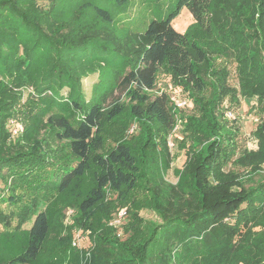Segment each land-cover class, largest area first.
<instances>
[{
    "label": "trees",
    "instance_id": "obj_1",
    "mask_svg": "<svg viewBox=\"0 0 264 264\" xmlns=\"http://www.w3.org/2000/svg\"><path fill=\"white\" fill-rule=\"evenodd\" d=\"M47 3L0 0V199L10 207L0 211V264H264V0H177L123 48L72 21L89 9L111 24L103 6L83 1L66 15L62 0ZM182 9L193 23L178 32ZM231 58L239 92L227 84ZM98 66L114 70L128 102L86 99L82 79ZM158 74L191 113L167 91L151 97ZM239 97L256 100L254 149H241L238 128L222 119L223 101ZM12 117L22 134L8 130ZM177 124L186 160L173 184L161 170ZM137 191L159 223L136 214ZM117 204L130 208L121 233L107 224ZM64 205L88 247L72 246Z\"/></svg>",
    "mask_w": 264,
    "mask_h": 264
},
{
    "label": "rangeland",
    "instance_id": "obj_2",
    "mask_svg": "<svg viewBox=\"0 0 264 264\" xmlns=\"http://www.w3.org/2000/svg\"><path fill=\"white\" fill-rule=\"evenodd\" d=\"M83 1L91 3V5L103 6L107 11L113 14V21L111 22V24L106 25L102 23L98 18H95L93 12H91V10L89 9L82 10L80 12L77 11L75 14V18H72V21H79L89 28L97 29L101 35H106L111 41H113V44L118 45L120 48L129 45L133 40L135 42L136 37L144 33L148 23L151 20L164 18L175 8L177 2V0H122L121 2H118V0H62L61 9L63 10V12H65L66 15H72L75 7L79 5L78 3ZM37 2L42 8H46L48 6L47 0H37ZM192 23V16L187 12L186 9H182L179 12L178 16L173 20L172 26L178 32H184L185 29ZM103 42H105V39H102L100 41V43ZM227 64V69L229 72L227 84L229 85V87L234 88L239 92L236 62L233 60V58H231ZM95 71V73L83 77L82 79V85L86 99H89L92 93L94 94V96H96V93H101V97L102 95H104L105 97V100L103 102L105 106L110 105L115 99L121 102H128V97L125 94L126 92L124 91V89H115L116 83L114 79V70H109L108 67L98 66ZM104 81H106L107 84H103ZM172 84L173 83L168 76L164 74H158L156 78L155 88L150 92L151 97L159 94V92L164 90H167L171 97L186 96L184 92H179V88L173 86ZM171 88H173V91H171ZM112 89L113 92L111 93ZM65 91L66 90L63 89L62 94H64ZM29 92L32 91L30 89L23 90L21 104L25 102L26 95ZM226 107L228 108V110L232 111L235 118L234 120H228L224 117L223 114L222 119L224 121H229V125L232 128H238L240 148L254 149L255 144L252 140L251 133L258 122L257 114L255 111L256 100L254 98L241 99L239 97V102L237 104H231L226 98L222 103V108L224 109ZM190 108L191 104L189 102V106L184 108L181 113H191L192 110H190ZM11 120H15L21 123V126L24 129V125L22 124V122L15 117L9 118L7 120V126ZM7 128L10 131V128ZM22 132L20 134H22ZM11 139L15 140V137H12ZM172 139L174 146H168L170 148L169 154L171 155L170 165L161 170V175L163 176L165 181L174 184L177 182L180 171L184 167L186 156L184 151L180 150L177 147V143L182 139V133L179 129L177 131H174V133L172 134ZM261 175H264V167ZM10 182L12 181L8 180V184ZM0 190H4L2 196L4 195L6 197L8 195V188L6 189L4 183L2 182H0ZM133 196L134 197L131 198L130 201L132 200L134 202L140 199L138 205H136L137 213H135L146 221L159 223V216L155 212H153L151 208H148V204L146 205V201L144 200V198H142L139 191L135 192ZM113 199L114 197H112V195L107 192L106 200ZM130 203L132 204V202ZM39 206L43 208L45 206V203L43 201H39ZM9 208L10 207L7 205V203L5 201H1L0 199V211L8 213ZM129 209L130 208L128 204L122 206L121 208L118 207V204L115 205V207L113 208V213L111 214L112 216L110 215L111 217L107 220V224L110 227L112 226L114 229H116L118 233H121V227L129 219ZM61 212V223L66 228L65 232L71 230L72 240L74 234L78 231L85 234L86 238H88V231L82 232L75 227L74 216H76V210L74 207H72L71 205H64ZM121 213H123L122 217L120 215ZM118 215H120V217L122 218L121 223L118 226H114L112 223ZM14 223L15 221H13V224ZM29 226L30 223H27L23 226V228H29ZM0 231H2V227H0ZM80 244L81 246L88 247V240L86 239L85 241L80 242Z\"/></svg>",
    "mask_w": 264,
    "mask_h": 264
},
{
    "label": "built area",
    "instance_id": "obj_3",
    "mask_svg": "<svg viewBox=\"0 0 264 264\" xmlns=\"http://www.w3.org/2000/svg\"><path fill=\"white\" fill-rule=\"evenodd\" d=\"M164 91H167V90H164ZM171 91H173V88H171ZM179 92H182L180 89H179ZM160 93V92H159ZM170 95V94H169ZM170 99H171V102L174 104V106L178 109H182V108H185V107H188L189 106V102H188V99L186 96H183V97H179V96H175V97H171L170 96ZM224 117L227 118L228 120H234V114L232 113L231 110H228V108H224ZM179 122V121H178ZM8 127L10 128V132H11V135L12 136H17L18 134H20L23 130L22 126H21V123L15 121V120H11L8 124ZM179 129V126L178 124L173 128L171 134L168 136V139H167V145L169 147H173L174 144L172 142V134L174 133V131H177ZM136 130V126L134 124L131 125V127L129 128L128 130V134H132L134 133V131ZM121 217L123 215V213L120 214ZM120 215L116 216L115 220L113 221V225L114 226H118L120 223H121V220L122 218L120 217ZM87 238H86V235L83 234V233H80L79 231L76 232L74 234V237H73V240H72V246L73 247H76V248H83L85 246H81L80 242H83L85 241Z\"/></svg>",
    "mask_w": 264,
    "mask_h": 264
}]
</instances>
